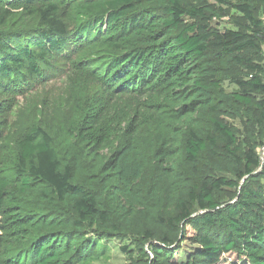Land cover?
Instances as JSON below:
<instances>
[{"label":"trees","instance_id":"16d2710c","mask_svg":"<svg viewBox=\"0 0 264 264\" xmlns=\"http://www.w3.org/2000/svg\"><path fill=\"white\" fill-rule=\"evenodd\" d=\"M78 1L71 34L55 0H0V86L75 41L138 101L84 98L4 144L0 264H95L112 241L128 264H264V0H215L244 19L224 31L188 20L218 17L210 5ZM24 13L36 27H17Z\"/></svg>","mask_w":264,"mask_h":264},{"label":"rangeland","instance_id":"374dc122","mask_svg":"<svg viewBox=\"0 0 264 264\" xmlns=\"http://www.w3.org/2000/svg\"><path fill=\"white\" fill-rule=\"evenodd\" d=\"M55 1L60 7V16L67 26L68 32L73 34L76 30L77 20L75 17L80 1ZM229 1L237 2L239 0ZM183 4L186 6L210 5L218 13V17L206 21L190 18L188 20L207 22L212 28L220 31L236 29V22L244 20L231 5H222L215 0H183ZM255 8V15L264 23V2L257 1ZM18 20L22 23L20 24L18 21L17 27L19 25L27 28L37 26L25 13L21 18L18 17ZM89 48L90 46L85 43L74 41L61 55L50 59L49 63H39L43 72L41 77L35 75L22 83L0 86V155L4 150V144H14L18 135L31 123L44 125L59 119L65 120L70 114L73 104L81 99L93 96L101 101L105 109L111 110L113 107H122L128 110L130 106L136 104L138 99L127 95H116L108 91L98 81L96 74L101 67L98 63L99 57H95ZM223 86L229 89L235 88L229 80L225 81ZM257 153L259 154V152ZM117 245L120 244L117 241H112L109 259L95 264L130 263L131 259L120 251L116 247Z\"/></svg>","mask_w":264,"mask_h":264},{"label":"built area","instance_id":"2783aa9c","mask_svg":"<svg viewBox=\"0 0 264 264\" xmlns=\"http://www.w3.org/2000/svg\"><path fill=\"white\" fill-rule=\"evenodd\" d=\"M260 147H261L260 150L257 151V152H259V154L261 155V156H260V155L258 154L259 157H260V160H261L262 162H264V159H263V158H264V157H263V156H264V155H263V154H264V145H262V146H260ZM262 155H263V156H262Z\"/></svg>","mask_w":264,"mask_h":264}]
</instances>
